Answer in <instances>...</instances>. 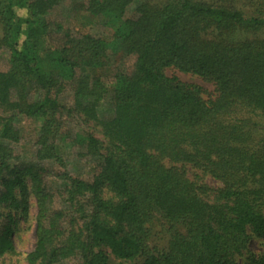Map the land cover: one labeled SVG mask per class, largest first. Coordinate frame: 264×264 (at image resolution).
I'll return each instance as SVG.
<instances>
[{
	"label": "trees",
	"instance_id": "16d2710c",
	"mask_svg": "<svg viewBox=\"0 0 264 264\" xmlns=\"http://www.w3.org/2000/svg\"><path fill=\"white\" fill-rule=\"evenodd\" d=\"M61 2L0 0V264L30 197L26 264H264L247 254L264 239V0H142L130 18L133 0H90L109 41L51 29ZM117 55L132 66L109 92ZM20 119L41 123L29 158ZM64 142L86 151L89 179L69 174Z\"/></svg>",
	"mask_w": 264,
	"mask_h": 264
},
{
	"label": "rangeland",
	"instance_id": "374dc122",
	"mask_svg": "<svg viewBox=\"0 0 264 264\" xmlns=\"http://www.w3.org/2000/svg\"><path fill=\"white\" fill-rule=\"evenodd\" d=\"M90 0H62L60 5H58L52 12L48 15L47 20L51 24V29L57 30L62 35L66 32L73 36L90 35L93 38H102L105 40H111L112 28L110 26H104L100 21L91 17L87 11L88 2ZM142 0H133L131 5L127 8L126 17L130 18L135 15L137 6ZM144 1V0H143ZM159 1V0H152ZM203 1V0H201ZM60 28L61 31L58 29ZM5 56L0 52V68L5 66L4 60ZM132 60L120 55L113 56L111 58V64L105 67V72L103 73V84L107 87L110 92L113 87V80L116 73H121V71H126L131 68ZM168 77H175L182 83L188 85H196L200 87L203 91V98L208 99L209 95L215 94L214 86L212 83L205 81L201 78L190 74H183L178 71H167ZM65 100L69 101L70 97H65ZM103 109L101 112H106L109 110V104L107 101L103 102ZM41 123L30 120V119H20L16 122V126L19 128L21 133V146L23 155L26 158L32 157L35 150L36 139L39 134V128ZM90 131L94 134L96 138L104 142L99 129L94 126L90 127ZM77 133V130L73 131ZM62 148V157L68 166V172L71 176L89 179L92 174V162L91 159L85 155L84 150L79 148L75 144H70L68 142L60 143ZM58 170H60L57 167ZM209 185L215 187L216 184L212 182L209 178L205 180ZM49 186L53 189H62V184L56 181H49ZM29 210L28 215L25 219H21L19 223V230L16 233L14 254L5 257L4 264H26V255L33 250L35 245V216L37 213L36 204L33 197L28 200ZM247 254L253 256H259L264 254V239H253L247 250ZM246 254V255H247ZM58 264H65V262H60ZM109 264H128L119 263L112 257L109 259Z\"/></svg>",
	"mask_w": 264,
	"mask_h": 264
}]
</instances>
